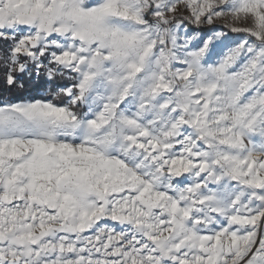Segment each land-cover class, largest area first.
Segmentation results:
<instances>
[{"label": "snow or ice", "instance_id": "6c2138e0", "mask_svg": "<svg viewBox=\"0 0 264 264\" xmlns=\"http://www.w3.org/2000/svg\"><path fill=\"white\" fill-rule=\"evenodd\" d=\"M0 264H264V0H0Z\"/></svg>", "mask_w": 264, "mask_h": 264}, {"label": "trees", "instance_id": "16d2710c", "mask_svg": "<svg viewBox=\"0 0 264 264\" xmlns=\"http://www.w3.org/2000/svg\"><path fill=\"white\" fill-rule=\"evenodd\" d=\"M47 85L43 80L39 81H25V88L23 90H7L0 86V97L15 100L28 96H37L44 94Z\"/></svg>", "mask_w": 264, "mask_h": 264}]
</instances>
